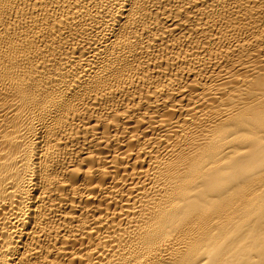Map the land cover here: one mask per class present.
<instances>
[{
  "label": "bare ground",
  "instance_id": "6f19581e",
  "mask_svg": "<svg viewBox=\"0 0 264 264\" xmlns=\"http://www.w3.org/2000/svg\"><path fill=\"white\" fill-rule=\"evenodd\" d=\"M0 264H264V0H0Z\"/></svg>",
  "mask_w": 264,
  "mask_h": 264
}]
</instances>
